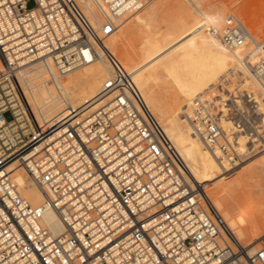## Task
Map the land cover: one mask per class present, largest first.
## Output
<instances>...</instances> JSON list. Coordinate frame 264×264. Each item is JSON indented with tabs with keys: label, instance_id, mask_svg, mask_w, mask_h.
Segmentation results:
<instances>
[{
	"label": "built area",
	"instance_id": "built-area-1",
	"mask_svg": "<svg viewBox=\"0 0 264 264\" xmlns=\"http://www.w3.org/2000/svg\"><path fill=\"white\" fill-rule=\"evenodd\" d=\"M151 1L105 0L116 14ZM227 23L213 33L231 50L246 47L244 27ZM115 31L109 20L96 24L79 0H0V264H264V237L253 251L240 245L190 185L133 72L107 46ZM261 48L259 61L241 62L264 90ZM102 58L112 76L92 100L41 122L22 108V70L50 62L62 78ZM229 81L215 86L218 96L194 99L185 117L217 161L235 168L251 150L242 141L264 138V116L261 96L243 78L232 90ZM20 168L25 184L42 192L41 206L23 196ZM48 209L64 224L61 234L45 222Z\"/></svg>",
	"mask_w": 264,
	"mask_h": 264
},
{
	"label": "bare ground",
	"instance_id": "bare-ground-1",
	"mask_svg": "<svg viewBox=\"0 0 264 264\" xmlns=\"http://www.w3.org/2000/svg\"><path fill=\"white\" fill-rule=\"evenodd\" d=\"M79 2L96 24L103 25L109 20L116 25L107 46L114 55L121 52L120 61L133 72L146 103L185 161L190 185L197 187L220 211L240 245L252 251L257 249L264 237V157L259 155L251 164L247 161L235 168L227 162L220 163L194 134L185 115L192 101L205 92L212 90V95H206L208 98L218 96L214 92L218 80L228 77L226 80L235 81L240 74L247 88L261 96L258 110L264 116V90L249 77L248 66L241 62L246 55L253 62L259 61L263 57L264 40H259L255 32L236 20L250 35L249 42L237 50L227 48L212 30L218 19L225 22L230 19L226 21V17L207 12L195 1L192 2L194 10L179 0H159L146 8L148 3L146 9H141L143 12L133 14L113 13L105 0ZM160 12L168 16L165 15L166 28L154 31V22ZM174 12L176 16L172 17ZM204 19L209 27L199 28L198 24ZM131 26L136 30L138 38L134 44L138 47L130 52L131 42L128 44L123 36ZM87 57L90 58L88 54ZM111 76L112 68L104 58L92 60L65 78L54 72L50 62L36 63L18 74L22 108L40 122L49 121L67 107H77L95 98ZM162 90L166 92L163 94ZM256 141L260 142L254 139L250 143ZM242 143L243 147L251 146L246 138ZM254 146L259 149L263 145ZM232 170L235 171L230 173ZM25 176L23 168L14 174L23 186V196L34 206H41L44 203L42 192L32 182L25 184ZM45 222L55 234L64 231V224L52 209L46 211Z\"/></svg>",
	"mask_w": 264,
	"mask_h": 264
},
{
	"label": "rangeland",
	"instance_id": "rangeland-1",
	"mask_svg": "<svg viewBox=\"0 0 264 264\" xmlns=\"http://www.w3.org/2000/svg\"><path fill=\"white\" fill-rule=\"evenodd\" d=\"M158 1L159 0H152L146 8H149L151 5H153L154 3ZM179 1L184 2V4H186L187 7L192 10H194V6L192 5L193 4L192 2L195 1V3L200 4L201 7L204 8L207 12L209 13L214 12L215 14L219 16L226 17V21H227V18L233 19L234 22H236V20H240L246 25V27L249 30H251V32L253 33L255 32L254 34L259 38V40L261 41L264 40V27H263L264 25H262L264 23V0H179ZM32 7H33V4L31 3L29 5V8H32ZM141 12H143V10L137 13H141ZM165 15H166L165 12H160V14H158L159 17L157 16L156 22H154V26L156 28V29L154 28V31H160L161 29H162L161 31H163L166 28L165 19L167 15L166 16ZM171 15H173V13ZM231 15H233V17ZM175 16H176V13L174 12V15L172 17H175ZM218 20L219 21L216 24L217 29L222 28L228 24L225 21H221L220 19ZM209 25H210L209 22L206 19H204L201 23L198 24V27L202 29L204 28L206 29L209 27ZM126 32H128V34ZM124 34L125 35L123 36V39L127 43L131 42L134 45L133 46L130 43V49H131L130 52H131L133 48L138 47V44H134L136 43L135 41L138 38L136 30H134V27L131 26V28L126 30ZM115 56H117L120 60H122L121 52H118L117 54H115ZM231 73H233V71H231ZM239 77H240V74H237L235 81L234 80L229 81L228 83L229 86H227V88L229 87L228 89L232 90L236 86V84L239 82V80L242 79ZM226 79H228V77L221 78L220 80H218L217 84L222 82L221 80H226ZM250 90L252 91L251 88ZM162 91H163V94L166 92V90H162ZM206 95H212V90L205 92V94H203L202 97L204 96L206 97ZM6 118L8 120L12 119V115L10 113H7ZM258 123L260 124L259 127H264V122H262L261 119L258 121ZM259 141L260 142H254V144L256 145L260 143L263 146L258 149V148H255L254 145H251V150L243 163L250 161L248 163L251 164V162L255 161L256 157L259 155L260 157H264V150H262L264 148V138H260ZM261 150L262 152H259ZM233 171L235 170H232V172L230 173H233ZM209 187L210 186H208V189Z\"/></svg>",
	"mask_w": 264,
	"mask_h": 264
}]
</instances>
